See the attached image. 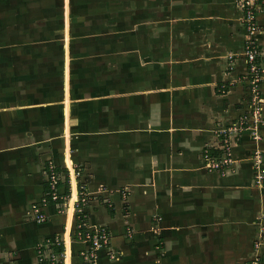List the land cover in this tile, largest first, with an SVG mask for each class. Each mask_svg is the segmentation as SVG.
Wrapping results in <instances>:
<instances>
[{
    "label": "crops",
    "instance_id": "0c3cea01",
    "mask_svg": "<svg viewBox=\"0 0 264 264\" xmlns=\"http://www.w3.org/2000/svg\"><path fill=\"white\" fill-rule=\"evenodd\" d=\"M192 5L205 7L199 0ZM190 6L184 0L175 1L177 10ZM210 7L214 13L208 11L203 21L197 11L183 10L175 24L189 23L194 27L192 35L207 29L215 15V2ZM64 12L65 40L60 48L64 64L60 70L44 59H50L52 50L35 55L32 47L22 49L31 59L17 63L10 76L7 68L1 69L0 264H37L36 248L42 241L64 236L65 227L71 232L74 229L71 208L68 214L58 213L52 205L46 207L48 219L43 224L33 218L32 206L44 194L49 162L60 168L75 165L83 172L82 181L92 197L99 193L115 205L110 213L95 199L91 204L96 210L88 208L92 224L107 226L112 235L111 245L99 251L97 264H251L256 259L264 264V182L256 185L251 163L255 149L264 151V104L263 124L253 123L232 147V171L226 175L209 172L203 158L207 147L219 144L217 132L248 109L249 96L242 82L244 54L231 72L221 75V81L230 83L229 91L221 99L209 101L205 118L194 106L200 94L198 78L191 83L190 110L185 99L182 101L184 85L168 80L154 94L147 86L138 87L142 85L137 80L135 88L130 82L122 85L114 79L115 73L120 78V70L112 62L104 72L112 73V79L88 84V66L72 68V62L89 56L88 49L76 48L70 28L67 86ZM70 14L71 0L69 18ZM260 16L261 29L253 38L264 49V14ZM195 41L193 38L175 53L181 58L184 53L191 55L196 51ZM186 62L168 64L184 68ZM260 88L264 100V82ZM126 99L132 100L127 103ZM139 107L144 109L141 113ZM216 121H220L217 127ZM144 156L146 171L144 165L136 166ZM124 191L129 193L127 212ZM83 247L78 242L70 244L67 264H83L78 255Z\"/></svg>",
    "mask_w": 264,
    "mask_h": 264
},
{
    "label": "rangeland",
    "instance_id": "374dc122",
    "mask_svg": "<svg viewBox=\"0 0 264 264\" xmlns=\"http://www.w3.org/2000/svg\"><path fill=\"white\" fill-rule=\"evenodd\" d=\"M64 1L67 86H69V29L71 28L73 30L72 37L77 42L76 48H86L89 54L88 57L77 62H72L75 58H71L72 68L76 69L77 65L79 67L86 64L91 70L87 72L89 81H86L88 84L101 82L102 79H112V73H104L107 71L109 63L112 62L120 70V78L115 73L114 79L122 85L130 82L129 84L135 88L133 83H137L134 82L137 80L142 85L138 87L147 86V91L151 90L152 94L160 92L163 87H166L168 80L172 81L174 85H184L182 101L185 99L186 105H184L186 109L189 107L190 110L192 104L191 83L197 82L198 78L200 84L197 88L200 94L197 96L198 100L194 102V106L199 108L197 111L205 118L209 114V101L213 97L221 99L223 94L229 91L230 83L221 81L222 74L231 72L235 64L243 57L241 54L244 51L247 37L250 35L249 25L246 23V9L243 7L245 0H199L204 5L208 3L203 9L193 7L192 4L196 5L198 0H184L190 3V9L178 10L175 8L176 0H71L70 18V0ZM214 2L215 15L210 19L212 21L207 29L205 26L204 30H198L192 35L191 28L194 27L189 23L175 24L176 17L182 15L180 13L183 10H189L190 14L195 10L201 21L207 19L208 11L214 13V9L210 7V4ZM63 4V0H0V80L3 68H7L6 71L10 76V73H14L13 69L17 63H27L31 59L22 51V49L30 51L31 47L35 49V55H40L42 50L45 52L47 49L48 51L52 50L50 59L48 60L46 57L44 59H47V63H50L54 69L62 68L64 57H62L60 48L65 40ZM254 11L256 13L254 31L256 32L261 29L259 18L261 14H264V5L257 9L255 7ZM77 15L79 19H77ZM183 15L185 16V14ZM160 16L170 20L167 23V20L162 22ZM37 27L38 29H36ZM171 28L175 29L172 33H170ZM195 37L198 41H195ZM193 38L196 42L194 53H190L191 55L184 53L181 55L183 58L178 55L179 53H175L178 47H185ZM182 59L188 60L184 63L186 64L184 68L176 67L175 64L172 67L168 64L170 61L175 63ZM211 68H213L211 73L213 75L209 84L206 81H208L207 76ZM206 83L208 84L205 85ZM67 96L69 97V93ZM131 100L126 99V102L130 103ZM180 101L179 98L177 102L180 103ZM121 102L125 104L124 101ZM137 110L141 113L144 109L139 107ZM68 113L67 123L69 124ZM201 120L203 121V119ZM219 122L216 121V127ZM260 124H263V121ZM243 131L245 130L240 132L238 130V139L241 138ZM140 141L142 142L141 139ZM256 151H262L264 159V151L255 149L253 153ZM251 158L255 174L257 163L254 161V154ZM232 159H234L233 155ZM137 163L139 164L136 166H145L147 156L139 158ZM254 181L257 186L264 182L263 180L261 184H258L255 178ZM106 189L109 193L112 192L111 187H106ZM98 194L92 197V200H87L89 202L87 212L92 207V201H96L95 199L103 203L105 207L107 206L110 213L114 212L115 205H112L104 197L102 199ZM121 195L124 201V212H127L129 193L124 191ZM92 209L96 210L94 207ZM87 217L88 223L92 224L89 212ZM105 219L110 220L107 213ZM105 219L104 221H106ZM96 226L102 227V225Z\"/></svg>",
    "mask_w": 264,
    "mask_h": 264
},
{
    "label": "built area",
    "instance_id": "2783aa9c",
    "mask_svg": "<svg viewBox=\"0 0 264 264\" xmlns=\"http://www.w3.org/2000/svg\"><path fill=\"white\" fill-rule=\"evenodd\" d=\"M264 0H245L246 23L250 35L244 47V58L246 62L242 82L245 84V92L248 95L246 111L232 124L217 132L219 144L216 147H207L204 150L203 158L206 169L209 172H219L226 175L232 171V147L238 139L239 132L249 129L252 124L261 122L264 100L261 96V84L264 82V49L257 40L254 22L256 20L255 7L263 6ZM237 132V134H236ZM212 150L220 151V154L213 155ZM254 161L257 166L255 180L258 184L264 180V159L262 151L254 153ZM45 191L41 200L32 206L34 220L43 224L47 221L45 208L55 206L58 213H68L74 195V187L77 192V199L72 203L74 229L72 232L65 227L64 236H55L45 239L36 248L37 264H67L68 247L72 242L85 245L78 252L83 264H97L99 251L111 245L112 235L107 226L97 227L87 221V200H92L86 184L82 181V172L75 165L60 168L53 162H49L45 169ZM69 230V231H68ZM68 233V234H67ZM132 231L127 230V236L131 237ZM115 258V256H112ZM251 264H259L254 260Z\"/></svg>",
    "mask_w": 264,
    "mask_h": 264
},
{
    "label": "bare ground",
    "instance_id": "6f19581e",
    "mask_svg": "<svg viewBox=\"0 0 264 264\" xmlns=\"http://www.w3.org/2000/svg\"><path fill=\"white\" fill-rule=\"evenodd\" d=\"M77 199V192H76V189L74 187V195H73V199H72V203ZM72 203H71V209L73 210L72 208Z\"/></svg>",
    "mask_w": 264,
    "mask_h": 264
},
{
    "label": "trees",
    "instance_id": "16d2710c",
    "mask_svg": "<svg viewBox=\"0 0 264 264\" xmlns=\"http://www.w3.org/2000/svg\"><path fill=\"white\" fill-rule=\"evenodd\" d=\"M211 152H212L213 155H218V154H220V151H216V150H212ZM203 153H204V152H203ZM69 167H70V166H69Z\"/></svg>",
    "mask_w": 264,
    "mask_h": 264
}]
</instances>
